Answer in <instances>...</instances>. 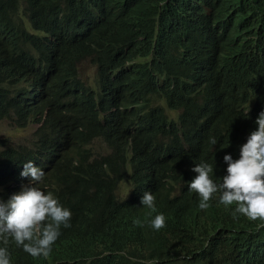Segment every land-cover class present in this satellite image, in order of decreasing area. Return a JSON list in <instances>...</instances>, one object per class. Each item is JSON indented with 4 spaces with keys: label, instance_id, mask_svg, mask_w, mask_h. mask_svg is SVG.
<instances>
[{
    "label": "trees",
    "instance_id": "obj_1",
    "mask_svg": "<svg viewBox=\"0 0 264 264\" xmlns=\"http://www.w3.org/2000/svg\"><path fill=\"white\" fill-rule=\"evenodd\" d=\"M254 1L0 0V107L51 135L23 148L44 165L38 187L72 213L47 257L2 240L11 264H264V220L235 213L220 193L201 210L189 189L196 163L211 164L222 182L224 156L247 143L264 111V24ZM20 37L35 54L18 46ZM150 48L157 51L148 59L183 89L176 126L142 101L154 87L143 56ZM88 59L94 88L79 78ZM151 140L162 155L141 170L136 153ZM11 143L0 137V146ZM123 182L131 184L126 198ZM149 191L155 210L140 203ZM160 214L165 227L156 230Z\"/></svg>",
    "mask_w": 264,
    "mask_h": 264
},
{
    "label": "clouds",
    "instance_id": "obj_2",
    "mask_svg": "<svg viewBox=\"0 0 264 264\" xmlns=\"http://www.w3.org/2000/svg\"><path fill=\"white\" fill-rule=\"evenodd\" d=\"M250 8L258 15L260 25H263L264 0H255ZM26 27L32 34L46 35L34 30L30 22L26 23ZM252 29L256 35L255 28ZM17 43L28 55L36 53L25 39L17 38ZM156 51L155 48H150L143 55L147 58L148 71L154 81V87L142 101L148 111L159 118L173 119L176 126L177 119L183 112L181 106L183 89L179 87L177 79L171 72L148 59V54L154 55ZM175 52L173 50L171 55ZM79 70L80 66L78 73ZM41 71L56 84L68 89L61 75L52 77L49 70ZM7 107V103L3 108L0 107V115L5 116L0 125L10 122L17 130H29L30 133L20 138L0 134L1 138L12 140L10 145L0 146V152H6L5 156H0V193L3 192L0 194V264L12 262L10 253L2 245V240L5 245L8 243V237H12L16 244L22 246L31 256L47 257L52 251V245L61 235V225L65 228L70 227L72 216L71 211L64 208L51 192L46 194L38 187L45 176L44 165L29 158L23 148L53 138L41 129L42 123L20 126L16 113ZM256 125L258 128L251 132L247 143L243 144L240 141L236 152H229L224 156L223 162L228 167L227 175L222 178V182L216 183L211 178L210 174L213 172L211 164L196 163L190 166L189 172L193 171L198 175L189 184V189L201 198L198 205L201 210H206L213 195L220 193V203L226 206L237 205L235 213L243 214L252 221L264 220V111L259 114ZM211 143L215 145L217 142L213 139ZM136 154L141 170L162 155L158 143L154 140L143 145ZM126 183L131 187L130 182ZM120 186L118 193L122 198H126L127 194L124 196L120 194ZM1 198L8 201L4 202ZM140 203L155 210V196L150 191L140 197ZM152 227L156 230L164 228L165 216L157 215L152 221Z\"/></svg>",
    "mask_w": 264,
    "mask_h": 264
},
{
    "label": "rangeland",
    "instance_id": "obj_3",
    "mask_svg": "<svg viewBox=\"0 0 264 264\" xmlns=\"http://www.w3.org/2000/svg\"><path fill=\"white\" fill-rule=\"evenodd\" d=\"M96 68L91 60H86L80 65L79 75L80 79L90 87H96ZM30 133L29 130L19 131L17 130L12 123L4 122L0 125V134H4L5 136H10L12 138H20L28 135ZM120 194H127L128 184L123 182L120 186Z\"/></svg>",
    "mask_w": 264,
    "mask_h": 264
},
{
    "label": "bare ground",
    "instance_id": "obj_4",
    "mask_svg": "<svg viewBox=\"0 0 264 264\" xmlns=\"http://www.w3.org/2000/svg\"><path fill=\"white\" fill-rule=\"evenodd\" d=\"M101 9H102V8H101ZM103 11H104V10H103ZM42 26H43V25H42ZM58 59H59V58H58ZM209 72H210V71H209ZM209 72H208V75H210ZM213 73H214V72H213ZM202 75H203V74H202ZM215 75H216V74H215ZM203 77H204V76H203ZM209 77H210V76H209ZM212 77H213V76H212ZM215 77H216V76H215ZM215 77H214V78H215ZM201 78H202V77H201ZM215 79H216V78H215ZM199 80H200V79H199ZM211 81H212V80H211ZM211 83H213V82H211ZM211 83H208V84H211ZM200 85H201V84H200ZM244 90H245V89H244ZM213 94H214V93H213ZM212 97H213V96H212ZM37 98H38V97H37ZM217 99H218V98H217ZM217 99H216V100H217ZM243 102H244V101H243ZM241 105H242V104H241ZM119 107H120V106H119ZM115 108H116V107H115ZM239 108H240V107H239ZM234 112H235V111H234ZM239 112H240V111H239ZM233 115H234V114H233ZM239 115H240V114H239ZM91 116H92V115H91ZM225 117H227V116H225ZM225 117H224V118H225ZM232 117H233V116H232ZM93 118H94V117H93ZM224 118H223V119H224ZM230 119H232V118L230 117ZM160 120H161V119H160ZM229 121H230V120H229ZM1 122H2V121H1ZM226 123H227V122H226ZM115 130H116V129H115ZM208 138H209V137H208ZM89 166H90V165H89ZM95 166H96V165H95ZM111 170H112V169H111ZM111 175H112V174H111ZM110 178H111V177H110ZM150 179H151V178H150ZM152 179H153V178H152ZM132 181H133V180H132ZM136 184H137V183H136ZM145 186H146V185H145ZM193 194H194V193H193ZM101 220H102V219H101ZM122 221H123V220H122ZM186 225H187V224H186Z\"/></svg>",
    "mask_w": 264,
    "mask_h": 264
}]
</instances>
